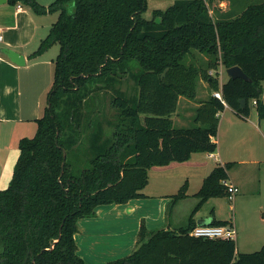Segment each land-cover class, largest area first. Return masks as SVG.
<instances>
[{
  "label": "trees",
  "instance_id": "16d2710c",
  "mask_svg": "<svg viewBox=\"0 0 264 264\" xmlns=\"http://www.w3.org/2000/svg\"><path fill=\"white\" fill-rule=\"evenodd\" d=\"M215 1L224 0H177L146 20L147 0H56L48 7L8 0L36 15L58 13L30 57L56 44L60 51L37 132L19 142L12 180L0 191V264H87L75 238L80 220L96 217L100 206L145 198L153 167L215 153L226 105L248 118L256 101L264 119V2L215 19ZM194 51L208 57L207 67L184 62ZM220 66H238L250 81L228 78L221 85L210 74ZM127 77L136 85L132 96L119 88ZM200 79L222 92L226 105L212 94L196 108L192 127L177 128L179 100H195ZM104 91L115 94L112 114L106 104L100 108ZM232 166L218 165L205 178L196 211L228 196L222 181ZM186 192L185 184L174 201ZM196 211L179 230L150 231L142 221L134 252L107 264H264V246L242 254L235 241L190 236Z\"/></svg>",
  "mask_w": 264,
  "mask_h": 264
},
{
  "label": "crops",
  "instance_id": "0c3cea01",
  "mask_svg": "<svg viewBox=\"0 0 264 264\" xmlns=\"http://www.w3.org/2000/svg\"><path fill=\"white\" fill-rule=\"evenodd\" d=\"M36 1L40 5L48 7L56 0ZM216 2L217 1L213 3L214 7L217 6ZM172 4H170V6ZM225 10L220 11V14H224V12H226ZM46 17V15L34 16L30 8L22 4L12 6L8 4V0L6 3L0 4V29L3 30V40L0 42V191L6 190L12 180L14 169L20 156L19 142L23 138H32L35 136L38 128L37 120L42 118L45 108L48 106L47 99L45 98L53 84L55 53L50 56L47 55L50 49L37 58L32 59L30 57L37 51L41 42L48 36L53 24L58 20L59 14L57 15V20L56 17H54V19L53 17ZM4 48L11 49L23 55L26 61L25 65L19 66L12 62L7 55L2 53L1 49ZM181 98L178 103L177 111L172 116V119L177 125L182 126L179 128H187L189 125L179 124L180 121L185 122L186 120L185 116H178ZM208 99L209 98L191 100L195 102L193 119L196 108L201 106L202 103ZM225 111L228 113H225ZM224 113L226 116L224 120H222V114ZM219 117V132L216 139L218 148L215 153H195L187 162H173L167 166L153 167L149 170L148 185L142 191L145 196L144 199H135L127 204L110 205L106 207L109 209L107 215L110 216L113 214L120 224L117 227H113L121 228L119 233L121 231L127 233L128 229L131 235L129 245L118 247L119 244L117 243V245L115 244L116 247L109 246L106 249L113 255L112 257L119 259L127 257L134 252L137 247L138 233L142 221L145 222L150 231L161 229L179 230L188 226L190 216L186 219L179 218L177 211L174 210L175 207H173L171 211L172 214L168 226H165V221L167 219V217H165V213L167 212L166 207L173 195V192L169 190L170 186H175L176 183L177 187H180L181 181L188 175L186 173L193 169L194 171L192 172L194 176L200 177L202 187L205 178L208 177L218 165L223 166L228 163L227 158H225L228 156L221 149L219 141V136H221L223 127L227 131H235L240 122H244V119L249 118L247 123H251L256 132L262 133L264 136V132L261 130V124H255L250 120V116L248 118H243L237 115L229 106H226L225 110L219 114ZM247 150V155L253 153L250 152V148L248 147L246 151ZM210 160H215L217 165H208ZM238 163L260 164L261 160L255 158L254 160L248 161L240 160ZM228 176V179L239 187V185L236 184L237 180H232L229 172ZM152 177L157 181V187L152 188ZM148 189L153 190L149 192ZM99 210L100 207L97 210V216ZM200 211L201 209L194 215L196 226L205 221L211 224L214 218L215 220L221 221L216 215L202 217L199 214ZM90 220H92V218L85 219L84 223L80 220L78 223L79 229L84 237L89 235L86 222ZM80 226H82V228H80ZM78 236L79 234L77 233L75 236L76 243L78 242ZM94 247L96 246L90 249H94ZM78 253L80 255L81 250Z\"/></svg>",
  "mask_w": 264,
  "mask_h": 264
},
{
  "label": "rangeland",
  "instance_id": "374dc122",
  "mask_svg": "<svg viewBox=\"0 0 264 264\" xmlns=\"http://www.w3.org/2000/svg\"><path fill=\"white\" fill-rule=\"evenodd\" d=\"M175 1L177 0H147L148 9L143 14L144 19L152 20L154 11L166 10L170 4ZM263 2L264 0L217 1V6L214 7L213 4L210 5V13L215 19L221 18L222 15L223 17H227L226 15L229 16V14L230 16H237L248 6L261 4ZM223 10L226 12L221 15L220 11ZM31 13L34 14L32 11ZM57 15V13H49L46 14V18L53 17L54 19V17H56L57 20ZM34 16L36 15L34 14ZM50 49L49 54L47 55L50 56L55 53L54 58L56 59L60 51V46L56 44ZM207 61L208 57L197 51H194L192 55L184 60L186 64L195 63L202 67H207ZM211 74L218 78L221 85L229 78L226 69L223 66H220L218 72L212 70ZM119 88L123 93H126L127 96H132L137 92L135 82L130 77L124 79L119 85ZM104 93V105L101 104L100 108L102 109L106 104L105 108L108 114H112L111 95L115 94L113 91H104ZM210 95H212V91L209 84L200 79L197 84V96L195 99H207ZM45 99H47V96ZM181 99L178 116H185L186 120L185 122H178L179 124L192 127L195 102L187 100L185 97ZM250 107V120L255 124H261V130L264 132V119L259 118L257 108L253 103ZM226 111L225 113H228ZM225 113L222 114V120H224V117L226 116ZM248 119H244V122H240L235 131L232 132L227 131L223 127L221 136H219L221 149L228 156L225 158H227L228 163L233 164L232 169L229 170L230 177L232 180H237L236 184L239 185L240 192L232 201L228 196L209 199L200 208L201 211L199 213L202 217L216 215L222 222H227V225L233 224L238 233V238L236 240L237 252L242 254H250L260 251L264 246V136L262 133L256 132L251 123H247ZM173 122L175 127H182L177 125L174 120ZM247 147L250 148V152H253L254 155L253 153L251 155L246 154L248 153V150L246 151ZM255 158H259L261 163H238L240 160L248 161L254 160ZM208 165L213 166L217 165V163L215 160H210ZM192 171L194 170L192 169L186 173L188 175L181 181V184L179 185L180 187H177L176 183L175 186H170L169 190L173 192V195L166 207L167 212L165 213V217H167V219L165 221V226H168L169 224L173 207H175L174 210L177 211L179 218L186 219L196 211V207L200 202V199L196 194L201 189V183L200 177H195ZM228 181L230 180L228 179ZM151 183L152 188L157 187V181L153 177ZM185 184L187 185V196L184 199L175 202L173 197L179 193ZM148 190L150 192L153 189ZM109 206L110 205L100 206L99 214L98 216L96 215L97 218H92V220L86 222V225L88 226H86V228L89 234L87 237H84L79 229L77 246L78 250H81L80 256L84 258L87 264H107L108 262L113 261V259L117 260L118 258L116 259V257H112L113 255L106 249L109 246L117 245V243L119 244L118 247L129 245L130 243L131 235L128 229L127 233L122 231L119 233L121 228H115L120 225L117 219L113 214L110 216L107 215L109 209L106 207ZM198 211H196V213ZM84 221L85 219L81 220L83 223ZM80 228H82V226H80ZM93 246L96 247L90 249Z\"/></svg>",
  "mask_w": 264,
  "mask_h": 264
},
{
  "label": "built area",
  "instance_id": "2783aa9c",
  "mask_svg": "<svg viewBox=\"0 0 264 264\" xmlns=\"http://www.w3.org/2000/svg\"><path fill=\"white\" fill-rule=\"evenodd\" d=\"M3 40V30L0 29V42ZM213 96L221 100L225 105L222 92H214ZM256 105V101L253 102ZM227 106V105H226ZM227 189L228 198L232 201L240 192L239 187L228 180L222 181ZM190 236L200 239L235 241L238 238L237 229L233 224L216 226L212 224L197 225L190 231Z\"/></svg>",
  "mask_w": 264,
  "mask_h": 264
},
{
  "label": "water",
  "instance_id": "95a60500",
  "mask_svg": "<svg viewBox=\"0 0 264 264\" xmlns=\"http://www.w3.org/2000/svg\"><path fill=\"white\" fill-rule=\"evenodd\" d=\"M7 0H0V4L6 3ZM2 53H4L5 55H7L12 62H14L15 64L19 65V66H23L25 65L26 61L23 55H20L19 53L11 50V49H2ZM227 75L229 76L230 79H243L245 81H250V78L243 72V70L236 66V67H232L226 70ZM242 108L245 107L246 101L245 100H241L240 101ZM209 223L207 221L201 223L200 225H208Z\"/></svg>",
  "mask_w": 264,
  "mask_h": 264
}]
</instances>
